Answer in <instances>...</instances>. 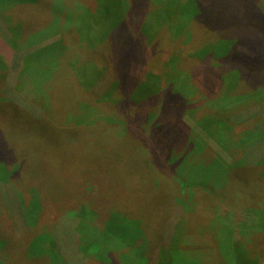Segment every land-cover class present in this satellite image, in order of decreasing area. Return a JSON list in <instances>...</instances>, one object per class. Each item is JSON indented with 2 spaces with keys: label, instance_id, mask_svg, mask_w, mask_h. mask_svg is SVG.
<instances>
[{
  "label": "rangeland",
  "instance_id": "374dc122",
  "mask_svg": "<svg viewBox=\"0 0 264 264\" xmlns=\"http://www.w3.org/2000/svg\"><path fill=\"white\" fill-rule=\"evenodd\" d=\"M15 3L0 0V260L264 264V0ZM9 14L35 31L19 40Z\"/></svg>",
  "mask_w": 264,
  "mask_h": 264
},
{
  "label": "trees",
  "instance_id": "16d2710c",
  "mask_svg": "<svg viewBox=\"0 0 264 264\" xmlns=\"http://www.w3.org/2000/svg\"><path fill=\"white\" fill-rule=\"evenodd\" d=\"M2 2H4V3H6V6H7V3L10 1V3H12V2H16L15 4H17V6L18 7H20V6H23L27 11H29L30 9H31V7L32 8H34L35 6H37L38 4H40V2H42V0H1ZM14 4V5H15ZM183 4H181V6H182ZM13 5H11V7H12ZM109 6V5H108ZM24 8H23V10H24ZM202 10H203V8H201ZM200 9V10H201ZM201 12V11H200ZM24 14V13H23ZM3 15H4V13H3ZM9 16V19H7V17H6V24H7V26L9 27V28H11V29H14L15 27V32H14V35H16V37L19 39V38H21L22 36H23V34H24V37H25V35L26 34H28V33H30L31 31H32V29L34 28V26H32V24H30L29 22H27V21H25V20H23V21H19L18 20V18H17V20L15 19V15L14 14H12V15H8ZM13 16V17H12ZM201 18H204L205 19V17H201ZM194 19V18H193ZM192 19V20H193ZM196 20V19H195ZM194 20V21H195ZM193 21V22H194ZM196 22L194 23V27L196 26ZM15 26V27H14ZM191 26H192V23H191ZM191 28V30L193 29L192 27H190ZM117 29V33L120 35V37H122L125 33H123V32H120V31H122V30H127V28H126V22L123 24H121V26H119V27H117L116 28ZM200 28H199V25H198V30H199ZM33 31H35V29H33ZM19 32H20V34L22 35V36H20V34H19ZM120 32V33H119ZM214 35V36H213ZM20 36V37H19ZM204 36H205V34H204ZM213 36V39L214 40H216V39H218V42L217 43H215V44H212L211 46H213L214 48H217V47H219L220 45H223L224 47H225V52H223L224 54H227L226 55V58H228V59H230V55L228 56V54H230L229 53V50L231 49V48H229L231 45H232V43L230 42L231 41V39H230V37H225V36H223V37H221V35H218V34H209V35H207L206 37L207 38H210V37H212ZM125 37H126V35H125ZM22 39V38H21ZM20 40V39H19ZM150 40H151V38H150ZM210 40V39H209ZM131 41V39H129V42ZM60 42H62V41H60ZM63 43V42H62ZM62 43H60L59 44V46H62ZM58 44V43H57ZM57 44L55 45V47L53 48V49H55L56 48V46H57ZM217 46V47H216ZM212 48V47H211ZM205 49H207V48H204L203 50H205ZM208 49H209V46H208ZM49 50L48 49H41V50H39V51H37L35 54H34V56L35 55H37V57H39V56H44L45 54H48L49 52H48ZM54 51H56V50H54ZM130 52L131 53V57H132V59H134L135 60V58L136 57H138V53L137 52H135V53H133V52H131V51H128V50H122L121 51V53H120V55L121 54H123L124 52ZM213 51L216 53L217 51H215V49H213ZM48 52V53H47ZM53 52V51H52ZM51 52V53H52ZM50 53V54H51ZM218 53H219V51H218ZM43 54V55H42ZM113 54V53H112ZM115 54L116 55H112V57H111V55H110V57H111V64H112V66H113V68H115V71H117V72H119L120 71V73H122V72H124L125 73V75H126V77L128 78V69H129V64H126V62H121V61H119V58H120V55L118 56V51H116L115 52ZM222 54V53H221ZM32 55V54H31ZM115 56H118V57H115ZM102 57L104 58V64L106 63V60H107V62H108V59H107V57H106V55H104V54H102ZM131 57H129V59H128V61H130V58ZM181 57V56H180ZM133 63H135V61H133ZM110 64V65H111ZM121 65H123V66H121ZM103 66H105V65H103ZM108 66H109V64H108ZM125 66V67H124ZM106 67V66H105ZM111 67V66H110ZM119 67V68H118ZM112 68V67H111ZM106 69L107 68H104V71H106ZM105 74V73H104ZM104 74H103V72L101 71V72H99L98 73V77H96V78H94V79H89L88 78V80L90 81V86H88V88H90V90H92V89H94V87H95V85L98 83V81H101L102 80V78H103V76H104ZM86 75H90V74H85V77H86ZM150 75V78L149 79H151V80H153V79H155L156 78V74H153V73H150L149 74ZM92 77H94V74H92ZM85 79H87V78H85ZM93 80V81H92ZM92 81V82H91ZM94 82V83H93ZM123 83V82H122ZM92 88V89H91ZM122 88H123V85H122ZM122 93H123V90H122ZM104 95H106V97H108V96H110L111 97V93H105ZM10 103V102H9ZM11 108H12V110H20V111H23V110H21V109H19L14 103H10V105H9ZM0 108H1V106H0ZM24 112V111H23ZM89 212V210H87V209H84V210H82L80 213V219H79V222H80V224H81V222L83 221V218L84 217H89L88 216V213ZM84 213V214H83ZM83 214V217L81 216ZM85 215V216H84ZM1 219H2V214L0 213V226H2V222H1ZM37 219L35 218V221H36ZM89 227H91V226H89ZM1 230H0V246H4L6 243H8L11 239H10V237L8 236V235H4V234H2V228H0ZM101 234V233H100ZM47 235H49V237L47 238V237H43V238H41L42 239V241H43V243L45 244V243H49L50 244V248H52L53 246H55L54 245V242H52V240L53 239H51V235L50 234H47ZM85 237H83L82 238V240L84 239ZM41 241V242H42ZM55 244H57L56 242H55ZM135 244H136V241H135ZM103 247L105 248V249H103ZM102 248H101V251H102V255H99V254H94L96 257L97 256H102V258H104V260H102V261H105L106 260V253L109 251V250H113V251H115V249H114V247L113 246H111L110 245V242L108 243V241L106 242V244L103 246ZM94 250H96V249H93V250H90L89 252H87V254L88 255H92L93 253H95V252H91V251H94ZM80 251H82V252H85V251H87V250H85L84 249V246H81L80 247ZM57 258H59V260L60 261H62V256L61 255H59V257H54V258H52L53 260H57ZM111 259H113V260H115L116 258H115V254H114V257L113 258H111ZM148 259H146L145 258V263L144 264H148V261H147ZM1 262H0V264H5V261H2V260H0ZM121 261V260H120ZM124 261V260H123ZM123 263V262H122ZM186 263H188V262H184L183 264H186ZM81 264H82V262H81ZM124 264V263H123ZM130 264H132V263H130Z\"/></svg>",
  "mask_w": 264,
  "mask_h": 264
}]
</instances>
